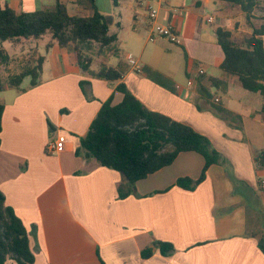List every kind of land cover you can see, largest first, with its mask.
Instances as JSON below:
<instances>
[{
    "label": "crops",
    "instance_id": "crops-1",
    "mask_svg": "<svg viewBox=\"0 0 264 264\" xmlns=\"http://www.w3.org/2000/svg\"><path fill=\"white\" fill-rule=\"evenodd\" d=\"M61 1L70 15L94 14L89 0ZM94 1L101 13L113 18L110 33L117 36V42L93 60L91 69L98 71L106 64L122 70L123 82L149 110L208 137L229 160L235 177L257 192L263 209L259 180H264V172L255 167L257 150L247 139L244 118L264 127V99L259 93L240 90L237 78L221 69L225 55L216 35L218 28L230 31L237 42L252 35L245 12L217 0H124L118 6L112 0ZM260 3L264 6V0ZM56 4L57 0H0V7L9 5L18 13L53 10ZM149 4L159 8L158 23L173 25L179 35L177 43L195 57L176 65V52L163 39L149 41L153 32ZM208 9L218 15L208 16ZM263 18L264 9L254 12L255 27H260ZM207 22L217 27L211 30ZM127 26L132 30H125ZM46 37H51L48 43ZM6 42L11 45L7 51L11 58L20 53L27 60L24 67L44 58L39 85L5 87L0 92L6 104L0 190L27 229L35 264H264L258 237L249 230V208L234 195L223 166L212 165L195 190L181 188L179 178L197 180L205 166L201 154L183 152L170 166L139 180L135 193L121 199L122 174L76 154L80 138L88 133L102 104L111 97L114 105L122 102L117 83L111 85L82 72L72 46H60L50 34ZM198 49L202 56L196 53ZM130 58L143 70L150 68L172 79L175 91L137 72ZM196 58L205 70L197 78L198 69L192 66ZM26 79L30 84L31 79ZM198 79L216 95L218 104L241 121L221 118L198 92ZM81 81L91 83L93 100L84 95ZM221 92L228 94L226 99ZM60 136H65V142L48 154L47 145ZM157 241L172 244L174 254L163 256L154 246ZM151 247L154 254L143 258L142 251ZM5 264L18 263L9 258Z\"/></svg>",
    "mask_w": 264,
    "mask_h": 264
},
{
    "label": "trees",
    "instance_id": "trees-1",
    "mask_svg": "<svg viewBox=\"0 0 264 264\" xmlns=\"http://www.w3.org/2000/svg\"><path fill=\"white\" fill-rule=\"evenodd\" d=\"M94 8L92 16L70 15L67 6L57 0L53 10H36L18 13L9 5L0 7V39L4 42L21 39H40L50 34L62 47L72 46L77 64L82 72L94 78L117 83L116 90L123 94L121 103L114 105L113 97L102 104L93 120L88 133L81 137L77 156L86 160H96L101 166L116 170L123 176L119 187V197L127 198L135 193L139 180L146 179L164 167L170 166L183 152H197L205 159V166L199 179L179 178L177 185L187 190H195L207 177L212 165H221L234 185V193L244 200L253 197L257 192L247 183L238 180L229 160L219 152L212 141L193 127L175 121L172 118L149 110L123 82L125 73L113 66L102 64L98 71L91 69L93 59L85 54V48L97 43L101 51L113 48L117 36L110 33L113 18L101 13L94 0H89ZM124 0H112L114 6ZM239 6L245 12L249 24L253 27L252 35L242 42L233 39L230 31L218 28V44L224 52L221 69L237 78L239 85L250 92L259 93L264 99V18L260 27L253 24L254 12L264 9L260 0H217ZM262 6V7H261ZM51 44L49 45V47ZM11 56L0 48V65L8 64ZM44 58L34 66H25L19 74L8 79L10 87L21 88L24 80L30 78V86L41 83ZM156 83L175 91V84L169 77L150 68L143 70ZM198 79L197 90L209 101L225 120L239 119L216 101V95L206 88ZM217 84V80L213 81ZM81 89L88 100L94 97L90 91L91 83L81 81ZM5 89L0 80V92ZM226 92V89L223 90ZM5 102L0 99V147L2 117ZM264 113V106L262 108ZM51 132L54 126L49 122ZM46 152L50 154L47 150ZM254 163L258 171L264 172V149L255 151ZM262 190V181L259 180ZM163 256L174 254L175 247L167 242L154 243ZM259 249L264 254V235L258 238ZM154 254V248L142 251L143 258ZM11 258L18 264H35L27 229L15 211L6 205V198L0 190V264Z\"/></svg>",
    "mask_w": 264,
    "mask_h": 264
},
{
    "label": "rangeland",
    "instance_id": "rangeland-1",
    "mask_svg": "<svg viewBox=\"0 0 264 264\" xmlns=\"http://www.w3.org/2000/svg\"><path fill=\"white\" fill-rule=\"evenodd\" d=\"M207 15L211 16V15H218L216 10H212V9H208L207 10ZM165 25V24H163ZM205 26H207V28H210L211 30H214L217 25L216 24H210V23H205ZM125 30H132V28L130 26H127L125 28ZM141 30H147V29H141ZM152 30V28L150 29ZM51 40V37H46L45 41L48 43ZM157 42V41H156ZM162 42H165L167 47L171 50V51H175L176 52V59L174 61V63L176 65L180 64L182 65L183 63H186V59L188 60V57H195L193 53H189L187 51L186 48L183 47V45L178 44V43H172L169 40L163 39ZM153 43V42H152ZM151 43V44H152ZM240 43V41H239ZM10 44L9 42H4L0 39V48L5 49L6 51L10 52ZM14 46H17L16 44H14ZM18 48V46H17ZM108 50V49H106ZM101 52H104L103 55H105L106 51H101L100 46L97 43H93V45L88 46V48H85V54L89 55L93 60L96 61V59H100L101 56ZM197 54H200L201 56L203 55V52L198 49L196 51ZM21 56H23L22 54H16L12 56V60L11 62H9L8 64H2L0 65V79L2 81V83L4 84L5 87H10L9 83H8V79L11 75L13 74H18L23 68L24 66L23 63L26 62L27 60H23L21 59ZM197 60H194L193 63V67H197L198 68H202V62L200 60H198V58H196ZM191 66V65H190ZM194 77H199V75H194ZM29 84L28 79H26L22 86L26 87ZM240 90H242L243 92H246L245 89L240 87ZM221 97L223 99H226L228 94L225 93H220ZM232 97L236 100L237 99V95L232 93ZM221 117V116H220ZM222 118V117H221ZM245 119V132L247 135V139L251 142V145L254 149L259 150V149H264V127L261 125L256 124L255 122H253L252 120L249 119ZM236 121H238L236 119ZM241 121V117H239V122ZM236 195V194H234ZM238 197H240L245 203V205H247V207L249 208V213H250V226H249V230L251 231L252 234L256 235L258 238L262 237L264 235V208L262 209V207H259V203L256 199H254L253 197L251 198H247V200H244L240 195H236ZM261 212H255L256 210H259Z\"/></svg>",
    "mask_w": 264,
    "mask_h": 264
},
{
    "label": "built area",
    "instance_id": "built-area-1",
    "mask_svg": "<svg viewBox=\"0 0 264 264\" xmlns=\"http://www.w3.org/2000/svg\"><path fill=\"white\" fill-rule=\"evenodd\" d=\"M161 1H167V0H161ZM148 16L149 19L152 22V30L153 32L151 33L149 37L150 42H156L160 39H167L172 43H177L179 35L177 33V30L175 27L171 24L169 25H161L158 23V16H159V8L156 7L154 4H149L148 6ZM209 22L213 23L214 20L213 18L209 19ZM130 63L136 68V71L139 73L143 72V68L139 65H137V62L134 58L129 59ZM198 75H203L205 74L204 69L198 68ZM65 142V136H60L58 137L57 140H52L48 145L46 150L51 154L55 153L58 149V147ZM262 186L264 187V180H262Z\"/></svg>",
    "mask_w": 264,
    "mask_h": 264
}]
</instances>
